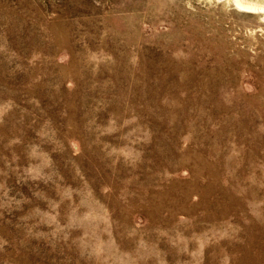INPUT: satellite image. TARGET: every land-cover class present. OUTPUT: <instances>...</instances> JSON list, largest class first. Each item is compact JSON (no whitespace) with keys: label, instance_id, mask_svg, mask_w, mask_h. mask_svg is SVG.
<instances>
[{"label":"rangeland","instance_id":"1","mask_svg":"<svg viewBox=\"0 0 264 264\" xmlns=\"http://www.w3.org/2000/svg\"><path fill=\"white\" fill-rule=\"evenodd\" d=\"M0 264H264V14L0 0Z\"/></svg>","mask_w":264,"mask_h":264},{"label":"bare ground","instance_id":"2","mask_svg":"<svg viewBox=\"0 0 264 264\" xmlns=\"http://www.w3.org/2000/svg\"><path fill=\"white\" fill-rule=\"evenodd\" d=\"M231 2H234L237 7L240 9L247 11V12H253L255 14H264V6L258 5L256 3H250L245 0H228Z\"/></svg>","mask_w":264,"mask_h":264}]
</instances>
